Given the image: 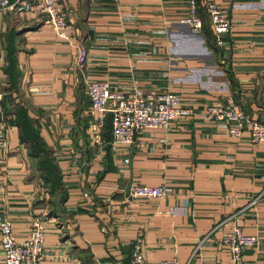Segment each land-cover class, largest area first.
I'll return each instance as SVG.
<instances>
[{"label":"crops","instance_id":"crops-1","mask_svg":"<svg viewBox=\"0 0 264 264\" xmlns=\"http://www.w3.org/2000/svg\"><path fill=\"white\" fill-rule=\"evenodd\" d=\"M10 1L0 11V97L7 93L3 67L11 31L19 76L9 105L27 110L58 168L62 193L43 178L14 115L0 106L6 137L0 214L17 239L27 236L33 216L42 219L41 264H127L122 242L137 232L153 263L223 262L229 255L220 238L234 225L255 236L243 249L244 264L264 258V144L251 142L247 130L232 136L230 123L200 116L229 94L247 119L264 121V0H215L230 17L221 47L205 17L199 32L180 21L187 0H58L65 38L35 0ZM203 8L198 0L201 14ZM78 45L86 50L80 65ZM89 80L108 81L117 91H172L192 114L166 130L144 128L128 144H112L104 125L94 142L87 131ZM133 182L164 184L169 192L128 200Z\"/></svg>","mask_w":264,"mask_h":264},{"label":"built area","instance_id":"built-area-1","mask_svg":"<svg viewBox=\"0 0 264 264\" xmlns=\"http://www.w3.org/2000/svg\"><path fill=\"white\" fill-rule=\"evenodd\" d=\"M202 4L213 40L217 46H223V36L230 27L229 10L227 6L215 0H202ZM10 5V0H0V11L7 9ZM35 5L54 33L65 38L67 23L58 0H35ZM180 21L193 32H199L202 29L203 18L198 11V0H187L186 13ZM85 58V48L78 45L75 63L80 65ZM84 90L89 100V106L86 109L87 131L94 142L100 141L107 114L110 115L112 144L131 143L135 133L144 128L169 129L171 121L175 118L192 114V110L182 105L179 96L172 91H144L137 86H132L125 91H117L111 89L108 81L105 80H89L85 82ZM200 116L209 121L230 123L227 132L232 136H237L246 129L251 142L264 144V121L247 119L229 94L219 102L205 106ZM0 142L6 144L1 118ZM168 192L164 184L150 185L133 182L128 187L126 199L162 198ZM43 236L44 225L38 215L31 218L27 236L16 239L9 219L1 213L0 247L3 264H41L44 257ZM220 242L228 252V260L201 264H244L243 249L253 245L255 237L244 233L239 226L234 225L223 232ZM122 245L129 249L127 264H180L175 258L162 259L154 263L147 260L143 255L141 232L123 241ZM250 264H264V258L253 260Z\"/></svg>","mask_w":264,"mask_h":264},{"label":"trees","instance_id":"trees-1","mask_svg":"<svg viewBox=\"0 0 264 264\" xmlns=\"http://www.w3.org/2000/svg\"><path fill=\"white\" fill-rule=\"evenodd\" d=\"M204 20V18H203ZM204 25V24H203ZM12 32L10 31L6 37V61L3 67V72L7 77V87L4 89L7 93L1 94L0 106L3 108V112L13 114L12 123H14L20 133V139L29 148V152L39 157L38 168L42 172V176L45 180L49 181L51 189L54 191L55 188H59L62 193L60 186V176L56 164L53 162L51 157L48 156V151L45 149L43 142L41 141L37 129L32 125V122L27 114L25 107L18 103H12L9 105L11 100L10 92L17 90L19 70L16 67L14 51L15 47L13 44ZM109 115L105 126L109 129L110 119Z\"/></svg>","mask_w":264,"mask_h":264},{"label":"rangeland","instance_id":"rangeland-1","mask_svg":"<svg viewBox=\"0 0 264 264\" xmlns=\"http://www.w3.org/2000/svg\"><path fill=\"white\" fill-rule=\"evenodd\" d=\"M11 2V1H10ZM203 10H204V8H203ZM201 14V13H200ZM202 15V18L203 17H205L206 18V16H205V14H201ZM207 20V19H206ZM208 22V21H207ZM203 24H205V19L203 20ZM209 25V24H208ZM204 26V25H203ZM203 26H202V28H203ZM210 27V26H209ZM189 29V28H188ZM190 30V29H189ZM202 30V29H201ZM200 30V31H201ZM191 31V30H190ZM209 31V30H208ZM193 32V31H192ZM212 33V32H211ZM225 35V34H224ZM224 37V36H223ZM212 39H213V35H212ZM224 40V39H223ZM214 41V40H213ZM214 44H215V42H214ZM216 45V44H215ZM217 46V45H216ZM217 47H221V46H217ZM1 109V108H0ZM107 115H109V114H107ZM107 115H106V118H105V120L107 119ZM109 117H110V115H109ZM109 119L110 118H108V121H109ZM176 119V118H175ZM105 124H106V121H105ZM104 124V125H105ZM104 128V127H103ZM109 128H110V124H109ZM243 130H246V129H243ZM242 130V131H243ZM241 131V132H242ZM248 132V131H247ZM136 134V133H135ZM241 134V133H240ZM239 134V135H240ZM134 138H135V136H134ZM249 138V137H248ZM134 141V140H133ZM132 143V142H131ZM254 143V142H253ZM128 190V189H127ZM126 194H127V191H126V193H125V198H126ZM258 197V196H257ZM253 198V199H251V201H250V204H254L255 202H256V200L258 199V198ZM255 237V236H254ZM16 238V237H15ZM17 239V238H16ZM256 241V240H255ZM252 246V245H251ZM249 247V246H248ZM1 248V247H0ZM43 248V247H42ZM127 248V247H126ZM246 248V247H245ZM127 250H128V255H129V249L127 248ZM1 253H2V251H1ZM243 255V254H242ZM2 264H3V259H2Z\"/></svg>","mask_w":264,"mask_h":264}]
</instances>
